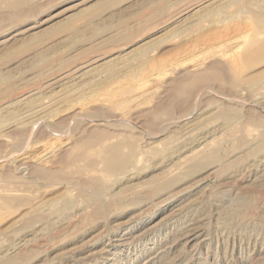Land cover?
<instances>
[{
    "label": "rangeland",
    "instance_id": "obj_1",
    "mask_svg": "<svg viewBox=\"0 0 264 264\" xmlns=\"http://www.w3.org/2000/svg\"><path fill=\"white\" fill-rule=\"evenodd\" d=\"M231 2L0 0V264H264V84L233 80L264 0Z\"/></svg>",
    "mask_w": 264,
    "mask_h": 264
},
{
    "label": "bare ground",
    "instance_id": "obj_2",
    "mask_svg": "<svg viewBox=\"0 0 264 264\" xmlns=\"http://www.w3.org/2000/svg\"><path fill=\"white\" fill-rule=\"evenodd\" d=\"M234 0H232V2H233ZM238 1V3H239V0H237ZM231 2V3H232ZM226 4V3H225ZM227 4H229V3H227ZM233 4V3H232ZM222 6V5H221ZM226 5H224L223 4V6L222 7H220V9L218 10H211V11H209L208 13H206V14H204L203 16L205 17V20H206V17H212V16H216V14H218L219 12H221L224 8H226L225 7ZM202 16V15H201ZM202 16V17H203ZM214 18V17H213ZM251 18V17H250ZM260 19H262V18H260ZM259 30H261V29H259ZM258 30V31H259ZM264 32V31H263ZM257 35V34H256ZM248 37V36H247ZM255 40V39H254ZM247 41V40H246ZM249 41V40H248ZM256 41H254V43H255ZM253 43V44H254ZM233 44V43H232ZM239 44V43H238ZM240 44H241V42H240ZM239 44V45H240ZM258 45V44H257ZM253 46V45H252ZM260 46V45H259ZM258 46V47H259ZM239 47V46H238ZM257 47V46H256ZM258 50V49H257ZM256 50V51H257ZM246 51H247V49H246ZM245 51V52H246ZM255 51V49H251L250 50V52H252V53H255L256 52ZM145 52V51H144ZM143 52V53H144ZM147 52V51H146ZM249 54V53H248ZM41 60H42V62H44L45 60H46V57H44V56H41V58H40ZM238 62V61H237ZM234 64H232V66H233ZM236 65V64H235ZM234 65V66H235ZM238 65H236V67H237ZM235 67V68H236ZM238 68H239V66H238ZM80 69V68H79ZM245 69H246V66L244 67V66H242L240 69H234V71H233V75H234V79L233 80H235L234 82H236V83H238V84H242V85H246V87H248V86H252V87H254V86H258V85H260V84H264V71L263 72H261V73H258V74H255V75H250V76H243V73H244V71H245ZM241 70V71H240ZM194 71V70H193ZM65 76H67V75H65ZM65 76H63L64 78H65ZM156 76V75H155ZM204 77V76H203ZM3 77H0V80H4V78L2 79ZM233 78V77H232ZM195 79H196V77H195ZM229 79V78H228ZM57 82V81H56ZM198 84V83H197ZM230 84V83H229ZM235 84V83H234ZM236 85V84H235ZM237 86V85H236ZM239 86V85H238ZM30 94V93H29ZM30 98V97H29ZM61 100H63V99H61ZM66 100V99H65ZM53 101V100H52ZM14 102V101H13ZM57 102V101H56ZM7 108V107H6ZM54 108V107H53ZM17 110V109H16ZM78 110V109H77ZM14 114V113H13ZM28 118V117H27ZM225 119H227V117L225 116ZM39 121V120H38ZM26 122V121H25ZM226 122V121H225ZM21 125V124H20ZM198 127V126H197ZM13 128V127H12ZM1 130V129H0ZM23 135H25V134H23ZM23 139V138H22ZM24 140V139H23ZM89 140V139H88ZM136 140V139H135ZM134 140V141H135ZM86 142H87V140H86ZM134 143V142H133ZM132 142L131 143H127V144H125L124 146H118V147H115V148H113V149H110V150H107V151H104L103 153H99V155H98V157H99V159H100V162L103 164V169H104V171H103V173H105L106 174V176L108 175V176H110L111 177V175H115L118 171H123V170H125V169H127V167L129 166V164H130V160H133V158H134V155H135V152H137L136 151V147L134 146V144H133ZM211 143V142H210ZM120 144V143H119ZM116 145V144H115ZM114 145V146H115ZM80 146V145H79ZM79 146H77V147H79ZM97 146V145H96ZM207 146V145H206ZM84 148V147H83ZM90 148V147H89ZM124 148H128V150H129V153L125 156V155H122V150L124 149ZM206 148V147H205ZM204 148V149H205ZM86 149H88V148H86ZM94 149V148H93ZM66 150V149H65ZM72 150V149H71ZM79 150V149H78ZM102 150V149H101ZM138 150V149H137ZM141 150V149H140ZM206 150V149H205ZM44 151V150H43ZM58 151V150H57ZM87 151V150H86ZM90 151H92V149L90 150ZM124 151V150H123ZM139 151V150H138ZM35 152V151H34ZM88 152V151H87ZM92 152H94V151H92ZM101 152V151H100ZM196 152V151H195ZM50 153H52V151L50 152ZM84 153H86L85 151H84ZM90 153V152H89ZM88 153V155H91V154H89ZM65 154V153H64ZM63 154V155H64ZM213 154H215V153H213ZM53 155V154H52ZM62 155V154H61ZM80 155V154H79ZM84 155H86V154H83V156ZM200 155V154H199ZM22 156V155H21ZM32 156V155H31ZM196 156V155H195ZM59 157V156H58ZM77 157V156H76ZM89 157V156H88ZM87 157V158H88ZM91 158H93L92 156H90ZM89 157V158H90ZM198 157V156H197ZM49 158H51V156L49 155V153H46V154H43V155H39V156H37L36 158H35V161L36 162H39L40 163V165H42V164H44V163H49L50 161V159ZM80 158V157H79ZM83 158H85V157H83ZM82 158V159H83ZM86 158V159H87ZM189 158V157H188ZM221 158V157H220ZM58 159V158H57ZM85 159V160H86ZM208 159L209 160H216L217 159V157L215 156V155H209L208 156ZM32 160V159H31ZM52 160V159H51ZM222 160V159H221ZM53 161V160H52ZM72 161H74V160H72ZM83 161V160H82ZM201 161V160H200ZM76 162V161H75ZM78 162H80V161H78ZM77 162V163H78ZM71 163V162H70ZM76 163V164H77ZM225 163V162H224ZM51 164V163H50ZM54 164V163H53ZM66 164V163H65ZM68 164V163H67ZM46 165V164H45ZM196 166L195 167H193V169H196V168H198L199 167V165L200 164H195ZM202 165V164H201ZM70 166V165H69ZM72 166H73V163H72ZM203 166V165H202ZM55 167V166H54ZM74 167V166H73ZM88 167V166H87ZM57 168V167H56ZM67 168H69V167H67ZM71 168V167H70ZM90 168V167H89ZM94 168V167H93ZM49 169H50V167H49ZM88 169V168H87ZM92 169V168H91ZM63 170V169H62ZM62 170H61V174L63 173L62 172ZM35 171H37V170H35ZM55 171H57V169L55 170ZM80 171V170H79ZM34 172V171H33ZM94 172V171H93ZM48 173V172H47ZM51 174V173H50ZM57 174H58V172H57ZM67 174V173H66ZM55 175V174H54ZM75 175V174H74ZM45 176V175H44ZM48 176H49V174H48ZM51 176V175H50ZM49 176V177H50ZM58 176V175H57ZM56 176V177H57ZM60 176L61 175H59V178H60ZM64 177V176H63ZM73 177V176H72ZM85 177V176H84ZM79 178V177H78ZM77 178V179H78ZM107 178H109V177H107ZM165 183H169V181L168 182H165ZM174 185V184H173ZM100 186V185H99ZM76 187V186H75ZM4 188V187H3ZM2 188V189H3ZM93 188V187H92ZM162 192V191H161ZM12 193V192H11ZM63 194V193H62ZM95 198V197H94ZM93 201H95V204L96 205H98V206H96L97 207V209H96V212H97V214L98 213H100V212H102L104 209V207H102V205L100 204V202H99V200H98V198H96V199H94ZM52 204V203H51ZM91 204V203H90ZM44 205V204H43ZM42 205V206H43ZM64 208V207H63ZM2 211V210H1ZM94 211V210H93ZM80 212V211H79ZM95 213V212H94ZM77 215V214H76ZM78 216V215H77ZM91 219V218H90ZM120 240V239H119ZM3 262V261H2ZM12 263V261H10V260H6V262L4 261L3 262V264H11Z\"/></svg>",
    "mask_w": 264,
    "mask_h": 264
}]
</instances>
